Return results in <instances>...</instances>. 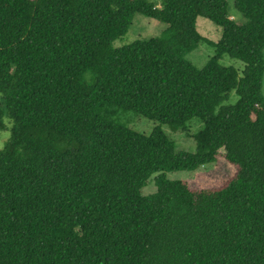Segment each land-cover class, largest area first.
<instances>
[{
    "label": "trees",
    "instance_id": "obj_1",
    "mask_svg": "<svg viewBox=\"0 0 264 264\" xmlns=\"http://www.w3.org/2000/svg\"><path fill=\"white\" fill-rule=\"evenodd\" d=\"M233 7L243 22L226 0H0V264H264V0ZM134 13L166 27L114 47ZM200 41L215 54L197 68ZM119 109L157 124L140 133ZM192 117L195 149L175 152L161 125ZM219 156L220 180L164 175Z\"/></svg>",
    "mask_w": 264,
    "mask_h": 264
},
{
    "label": "rangeland",
    "instance_id": "obj_2",
    "mask_svg": "<svg viewBox=\"0 0 264 264\" xmlns=\"http://www.w3.org/2000/svg\"><path fill=\"white\" fill-rule=\"evenodd\" d=\"M226 2L230 17H233L234 20L239 23L243 22L244 18L242 14L233 7V0H226ZM165 27L166 24L164 22H161L152 17L145 16L141 13H134L131 20V24L127 29L126 33L116 38L113 41L112 45L114 47H117L122 44L129 43L134 39H147L149 37L156 36ZM195 27L201 36L205 37L206 39L212 42H216L220 37V26L216 25L211 20L203 16L196 17ZM214 54L215 48L213 45L205 41H200L195 48H193L185 55V59L195 67L200 68L204 65L207 59L214 56ZM218 62L222 65H232L239 70H241L243 67V63L240 60L232 58L227 54H223L218 59ZM261 93L264 97V73L262 77ZM235 98L236 96L234 95V93H232L228 102H233ZM112 120L144 134H149L152 131L153 126L157 124L156 121L147 119L146 117H143L139 114H135V112L131 110L122 109H119L112 116ZM4 123L6 125V129L0 131V149L4 146L6 140L9 138V129L7 128L10 126L11 123L6 116L4 117ZM202 125L203 123L201 119H199L198 117H192L186 122L185 131H182L180 129L171 130L167 127V125H161V128L166 134V136L175 143V152H193L195 149L193 134L200 130ZM218 158L219 162L216 164L208 163L205 165L198 166L194 170L165 171L164 175L167 179L170 180H192L195 178V176L203 174L204 172H209L213 169L219 171V169L222 167L220 173L214 172L215 174L212 176V180L217 181L218 178L220 180V176L222 174H230V168L225 162H223L220 156ZM157 174L158 172H154L146 179L144 186L140 189L142 195H148L156 190L153 178Z\"/></svg>",
    "mask_w": 264,
    "mask_h": 264
}]
</instances>
